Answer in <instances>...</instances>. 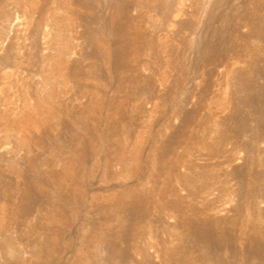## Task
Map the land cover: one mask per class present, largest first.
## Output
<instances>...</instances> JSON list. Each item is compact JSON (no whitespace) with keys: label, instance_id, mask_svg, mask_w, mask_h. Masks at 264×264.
I'll use <instances>...</instances> for the list:
<instances>
[{"label":"rangeland","instance_id":"1","mask_svg":"<svg viewBox=\"0 0 264 264\" xmlns=\"http://www.w3.org/2000/svg\"><path fill=\"white\" fill-rule=\"evenodd\" d=\"M0 264H264V0H0Z\"/></svg>","mask_w":264,"mask_h":264},{"label":"bare ground","instance_id":"2","mask_svg":"<svg viewBox=\"0 0 264 264\" xmlns=\"http://www.w3.org/2000/svg\"><path fill=\"white\" fill-rule=\"evenodd\" d=\"M133 203L134 204H140V202H138V200H135Z\"/></svg>","mask_w":264,"mask_h":264}]
</instances>
